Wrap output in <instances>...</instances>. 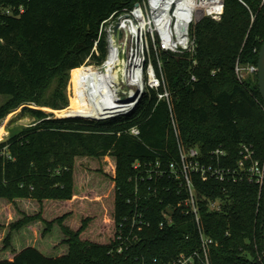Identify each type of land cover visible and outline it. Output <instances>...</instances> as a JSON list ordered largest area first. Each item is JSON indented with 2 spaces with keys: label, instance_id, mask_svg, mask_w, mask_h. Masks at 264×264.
Segmentation results:
<instances>
[{
  "label": "trees",
  "instance_id": "16d2710c",
  "mask_svg": "<svg viewBox=\"0 0 264 264\" xmlns=\"http://www.w3.org/2000/svg\"><path fill=\"white\" fill-rule=\"evenodd\" d=\"M143 1L0 0V96L10 97L0 107V123L21 107L36 120L0 143V202L17 216L8 224L4 250L14 233L34 223L44 225L43 239L59 227V243L68 247L49 256L26 246L0 264H169L195 253L194 264H205L195 218L179 206L188 194L171 176L170 164L180 162V147H198L204 155L223 147L233 165L244 144L264 161L258 75L241 82L236 73L238 63L258 66L264 0H226L221 21L205 18L193 27L195 54L161 53L170 104L149 90L132 115L105 122L55 118L40 108L69 105L70 74L92 55L101 24ZM107 54L103 37L92 60L100 64ZM133 127L141 130L139 138L128 133ZM80 159H112L111 173L104 171L110 178L82 171ZM158 161L167 174L149 180L144 165ZM137 163L142 167L136 169ZM195 186L201 227L213 241L210 264H264V185L195 178ZM215 201L220 211L209 208ZM136 211L150 227L136 231L139 239L119 253V226ZM165 213L174 224L161 229ZM5 229L0 221V231Z\"/></svg>",
  "mask_w": 264,
  "mask_h": 264
},
{
  "label": "built area",
  "instance_id": "2783aa9c",
  "mask_svg": "<svg viewBox=\"0 0 264 264\" xmlns=\"http://www.w3.org/2000/svg\"><path fill=\"white\" fill-rule=\"evenodd\" d=\"M241 1V0H239ZM242 2V1H241ZM226 0H144L124 13L113 14L100 27L99 39L95 44L92 55L79 68L75 69V88L73 103L65 110L56 113L55 118L82 119L86 121L98 119H115L132 114L143 95L149 91H157L159 101L171 103V93L166 88L163 77V61L161 53L176 55L195 54L196 39L192 36V29L203 19L211 18L221 21L225 13ZM119 25L123 38L119 43L115 39V27ZM105 37L108 45L106 59L98 64L93 62L92 56L98 54V45ZM120 44L126 49L125 68L121 69ZM197 62H195V65ZM159 68L161 75L158 74ZM122 70L124 81L120 80L119 71ZM236 73L241 82L248 79V75L257 74V66L243 67L239 63ZM215 74V73H213ZM247 77V78H246ZM195 74L191 82H196ZM164 88V92L160 90ZM38 108L36 106H31ZM171 108V105H169ZM128 133L139 138L141 130L131 128ZM3 133L2 137L6 136ZM180 162L170 164L171 176L180 181L188 194V198L179 206L189 209L199 227L205 264H210L208 247L213 241L207 238L201 227L200 205L195 178L202 182L217 181L220 183H238L247 181L260 187L264 185V161L257 157L253 146L244 144L240 148V159L230 164L229 154L223 147H218L204 155L198 147L189 150L180 147ZM142 165L137 163L135 168ZM149 180L163 177L167 174L158 161L144 165ZM212 211H220L219 201L209 202ZM165 222L160 228L174 224L173 216L165 213ZM150 222L143 213L136 211L121 222L117 242V251L122 253L133 241L139 239L135 235L150 227ZM180 256L169 264H194L195 257Z\"/></svg>",
  "mask_w": 264,
  "mask_h": 264
},
{
  "label": "rangeland",
  "instance_id": "374dc122",
  "mask_svg": "<svg viewBox=\"0 0 264 264\" xmlns=\"http://www.w3.org/2000/svg\"><path fill=\"white\" fill-rule=\"evenodd\" d=\"M255 75L257 74L254 75L250 74V76L248 75L247 77L248 78L251 77L252 79H255L253 77ZM74 77H75V71H72L70 74L68 85L65 90V94L69 99V105L66 108H68L73 103V90L75 88ZM55 88H56V83L51 85L46 96L50 97ZM9 99H10L9 96H0V107L6 104ZM40 108L46 113L52 115L53 117H55L56 113H59L66 109L64 108L60 110H56V109L54 110L49 107H40ZM24 109H25L24 107H21L13 111L5 119L2 120V122L0 123V143L8 140L12 134L18 133L21 130L30 127L35 123L36 120L30 115H28V113L23 112ZM3 133H6L7 135L1 138ZM111 162L112 159H100V160L80 159L78 164H80L79 166L80 169H82V171H88L93 175L97 176L98 178L106 179V177L107 178L110 177L106 176L104 171L106 169L107 171H109V173H111V168H110ZM0 214H1L0 221L6 228L5 230L0 231V259H5V258L12 259L14 255H16L22 248L26 246L40 248L44 253H46L49 256L62 255L61 253L67 251L68 249L67 245L61 242L59 243V231H60L59 227L55 228L53 234H50L43 239L42 232L45 227L41 223H34L31 226L32 228L27 227L20 233L17 234L14 233L13 243L11 245V248L9 250H4V239L10 232V228L8 227V224L13 219L12 217H14V219H17V216L15 215L13 207L7 204V202L5 204L4 202H0ZM60 235H61L60 239H66L65 235L62 234ZM102 237H104V234L102 235ZM52 242L56 245L58 244V246L54 247V244H52Z\"/></svg>",
  "mask_w": 264,
  "mask_h": 264
},
{
  "label": "water",
  "instance_id": "95a60500",
  "mask_svg": "<svg viewBox=\"0 0 264 264\" xmlns=\"http://www.w3.org/2000/svg\"><path fill=\"white\" fill-rule=\"evenodd\" d=\"M122 38H123V33L120 31L119 25H117L115 27V39H116V42L119 43V41H121ZM120 57H121V60H122V63H123L120 66H121V69L123 70L125 68V61H126V49L121 44H120ZM257 68H258L257 75H258L259 91H260V94H261V96H262V98L264 100V44H263V47H262L261 52H260L259 62H258ZM122 70L119 71V73H120L119 77H120V80L123 82L124 78H123V75H122ZM137 108L138 107H136L134 112L137 110ZM132 114H130V115H132ZM130 115H128V116H130ZM128 116H124V117H128ZM119 118H121V117H119ZM115 119H117V118H115ZM109 120H113V119H98V120H92V121H94V122H105V121H109Z\"/></svg>",
  "mask_w": 264,
  "mask_h": 264
}]
</instances>
